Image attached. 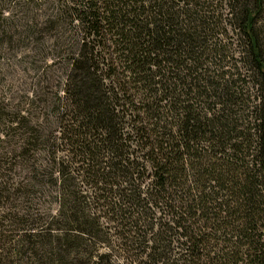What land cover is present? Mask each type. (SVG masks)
Returning <instances> with one entry per match:
<instances>
[{"label":"trees","instance_id":"obj_1","mask_svg":"<svg viewBox=\"0 0 264 264\" xmlns=\"http://www.w3.org/2000/svg\"><path fill=\"white\" fill-rule=\"evenodd\" d=\"M42 23L69 43L42 119L0 130V264H264V0H48Z\"/></svg>","mask_w":264,"mask_h":264},{"label":"rangeland","instance_id":"obj_2","mask_svg":"<svg viewBox=\"0 0 264 264\" xmlns=\"http://www.w3.org/2000/svg\"><path fill=\"white\" fill-rule=\"evenodd\" d=\"M47 1L0 0V114L2 109L7 113L1 115L0 130L10 134L13 131L8 129V118L20 111L33 120L42 119L41 98L60 87V57L69 39L61 37L56 42L43 32ZM7 149L6 143L0 142V151L5 153Z\"/></svg>","mask_w":264,"mask_h":264}]
</instances>
